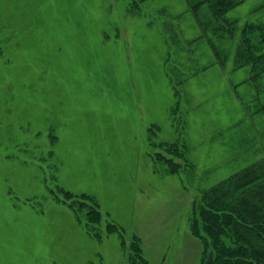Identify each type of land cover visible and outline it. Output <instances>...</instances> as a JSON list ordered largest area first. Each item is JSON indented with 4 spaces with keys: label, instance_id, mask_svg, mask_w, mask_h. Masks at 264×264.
I'll return each mask as SVG.
<instances>
[{
    "label": "rangeland",
    "instance_id": "1",
    "mask_svg": "<svg viewBox=\"0 0 264 264\" xmlns=\"http://www.w3.org/2000/svg\"><path fill=\"white\" fill-rule=\"evenodd\" d=\"M207 11L202 29L186 0H0V264H127L109 223L150 264H199L193 200L264 157V74L237 66L264 0L229 12L233 36ZM174 141L176 174L156 146Z\"/></svg>",
    "mask_w": 264,
    "mask_h": 264
},
{
    "label": "trees",
    "instance_id": "2",
    "mask_svg": "<svg viewBox=\"0 0 264 264\" xmlns=\"http://www.w3.org/2000/svg\"><path fill=\"white\" fill-rule=\"evenodd\" d=\"M186 1L202 29L208 28L206 25L209 22H205L199 11L206 6L215 31L221 27L224 35L233 36L236 33L238 21L228 14L243 0ZM239 38L241 53L237 55L238 68L250 65L253 77L264 74V22L245 23ZM209 43L217 63L224 68L228 61L225 48H220L211 38ZM156 146L163 151L158 153L160 159L165 158L167 153L172 155L168 160L170 172L179 173L183 164L175 158H185L186 144L174 141ZM59 190L64 195V203L70 200L69 205L73 209L87 208V217L93 224L102 220L103 214L92 196L74 194L63 188ZM189 221L191 233L202 242L199 264H264V157L195 197ZM115 232L120 233L121 243L127 249V264H150L137 235H133L127 244L119 226L109 223L107 233ZM91 234L100 237L99 233Z\"/></svg>",
    "mask_w": 264,
    "mask_h": 264
}]
</instances>
